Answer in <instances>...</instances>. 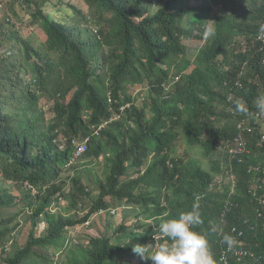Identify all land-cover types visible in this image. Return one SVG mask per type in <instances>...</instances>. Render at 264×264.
Returning <instances> with one entry per match:
<instances>
[{
  "label": "trees",
  "instance_id": "trees-1",
  "mask_svg": "<svg viewBox=\"0 0 264 264\" xmlns=\"http://www.w3.org/2000/svg\"><path fill=\"white\" fill-rule=\"evenodd\" d=\"M53 1L12 0L11 8L22 4L28 12L34 10L43 42L19 36L18 12L16 20L0 21V43L7 44L0 55V247L7 251L4 244L14 231L9 225L15 217H4V210L25 203L32 221L26 245L5 263L65 264L50 253L65 248L66 231L124 201L143 208L146 220L175 218L198 204L203 224L197 230L207 235L220 264L218 238L211 228L219 226L232 199L239 206L225 215L228 229L243 226L242 240L258 258L232 259L230 264H264V222L257 220L250 203L252 177L247 174L249 165L261 158H247L245 164L227 159L228 165L213 159L232 149L237 138L247 139L253 156H263L261 132H240L226 107L228 95L235 92L246 103L248 118L257 113L256 98L264 94V49L257 40L264 0H254L251 11L239 9L244 11L240 25L218 21L215 36L194 60L188 59L185 41H198L202 35L182 30L185 12L166 9L174 0H83L82 6L60 0L55 15L48 16L45 9ZM237 81L244 89L236 87ZM133 98L144 100L145 107L133 104L121 121L109 123L99 138L91 139L84 160L110 155L111 168L103 181L95 182L100 191L90 202L91 193L82 183L85 165H71L72 140L90 137ZM65 139L69 142L63 148ZM180 142L184 155L177 157L173 153ZM191 147L202 148L214 161L208 171L191 159ZM68 169L77 170L69 190L64 181ZM61 203L70 217L53 213V206ZM80 208L87 210L82 217ZM40 219L45 227L38 236ZM245 219L249 225L244 226ZM161 221H140L131 231L122 225V233L113 239L94 238L71 248L66 264H132L138 256L133 245L151 251L152 244L163 242Z\"/></svg>",
  "mask_w": 264,
  "mask_h": 264
},
{
  "label": "clouds",
  "instance_id": "clouds-1",
  "mask_svg": "<svg viewBox=\"0 0 264 264\" xmlns=\"http://www.w3.org/2000/svg\"><path fill=\"white\" fill-rule=\"evenodd\" d=\"M155 1L157 2V0ZM155 1L153 6L157 7L158 5ZM234 1L237 2V5H235L232 0H174L171 2V5H167L166 9H168L169 12H185L182 30L191 29L202 35V38L198 41L188 40L185 42L190 48L191 46L188 42H194L200 45V48H196L198 52V50L205 48L210 37L215 36L218 21L223 20L240 25L244 19V11L242 10L240 12L239 9L243 8L245 10L248 9L246 11H251L249 8H252L251 4L254 0H244L246 1L245 3L243 0ZM12 3V0H0L1 8H6V6L12 5ZM262 20V23L258 26L259 35L257 40L263 44L264 49V15ZM20 27H22V24L19 25V29ZM188 59L194 60L195 57L189 58L188 56ZM236 87L244 89V86L240 81L236 82ZM108 97L109 102L111 103L113 100L111 93L108 94ZM135 100L136 99L133 98L132 103L128 102L122 105L119 108V112L114 114L108 122L101 124L90 137L85 138L90 139L89 144L92 138L100 137L101 131L105 130L109 123L111 124L113 122L121 121L124 114L132 107V105L137 104ZM255 107L257 113L254 112L250 117L244 118L249 112L246 103L241 98L236 97L235 92L228 95L226 109L236 124V129L245 135L253 134L255 130L260 131L261 138L258 147L261 149V147H264V94L259 95L256 98ZM102 125L105 127L100 130V135L97 136L96 131H98ZM85 139L79 141H84ZM244 141L247 144V150L249 153L243 154L241 159L232 158L230 155L231 149L228 148V152L222 153L219 160H225V165H228L227 159L237 160L239 164H245L248 160L247 158H261L258 161V164L249 165L247 174L252 177V186L250 188V195L252 197L250 203L255 207L257 220L263 223L264 172L262 170L258 171L257 168L264 167V152L261 150L263 156H259L258 154L253 156L251 150L249 149L247 139ZM67 142L69 141L65 139L63 142V148L66 146ZM235 144L236 139L234 140V145L232 146L234 147ZM86 154L83 158L77 161H73V154L71 165L84 160ZM213 159L215 160L216 158L213 157ZM260 186L262 188H260ZM232 193H235L234 190ZM233 206H239V203L230 199L225 205L223 218L222 215L220 217L221 222L219 223V226H213L211 228V231L217 234L220 264H230L232 259H235L237 262H244L247 257L252 260H256L258 258L256 252L242 240L246 235V231L243 226L237 225L228 229L229 222L227 218H225V215L231 213ZM201 224H203L202 213L199 209V205L194 203L189 210L181 211L175 218L165 219L159 223V232L165 238L163 242L159 244H152L151 251L147 250V246L136 244L132 246V251L137 254L142 261L150 260L151 264H218L210 247L207 235L197 230L198 226ZM243 224L244 226L249 225L250 220L245 219Z\"/></svg>",
  "mask_w": 264,
  "mask_h": 264
},
{
  "label": "rangeland",
  "instance_id": "rangeland-1",
  "mask_svg": "<svg viewBox=\"0 0 264 264\" xmlns=\"http://www.w3.org/2000/svg\"><path fill=\"white\" fill-rule=\"evenodd\" d=\"M66 1L68 2L69 0ZM56 2L59 3L60 0H54L52 4L48 5L47 8L45 9V12L48 16L55 15L54 12L56 11V7H55ZM75 2L81 6L83 5V0H75ZM87 11L88 8L85 7V12ZM15 12H18L20 18L22 19V22L20 23L22 24V27H20L19 30L17 29V31L20 32L19 36L23 39L32 38L33 42H36V40H40L41 42H43L46 37L43 31L34 23L35 22L34 17L33 15H31V13H33L34 10L28 12L26 7L23 6L22 4L18 6L14 5V7L12 8L11 5L6 6V8H1V4H0V21L2 17L3 18L12 17L15 19L14 17ZM188 44L191 46L189 58H193L197 53L196 48H200V45L194 42L193 43L188 42ZM6 50H7V44L0 43V55L2 53H5ZM144 94H145L144 96H148V90H146ZM135 101L139 106L141 107L145 106L144 100L142 99L138 100L136 98ZM42 104H44L47 107V109L51 108L50 107L51 105L48 101H44L42 102ZM48 117L51 116L48 115ZM263 130H264V122H263ZM183 146H184L183 143L180 142V145L178 146V148H176V151L173 153V155L177 157H182L184 155ZM189 151L191 154V159L201 163L203 165V169L208 171L211 168V162L214 161L211 160V158L205 156V152L202 148L191 147L189 148ZM216 155H214L213 157L219 159L220 154L218 153V155L217 156ZM109 157L110 155H107L104 157V159L102 158L101 161L94 160V162L90 161V163H88L89 160L87 159L82 160L80 162L81 165H85L81 167L82 175L84 176L82 183L88 187L91 193V197L89 199L90 202L95 201L99 195L100 189H98V185L95 184V182L103 181V179L108 175L107 170L111 168V164L108 161ZM86 170L88 171V173L85 172ZM76 171L75 169H68V171H66L64 174V178L66 179L64 181L70 184L72 178L76 176ZM218 182H221V178L218 179ZM226 184H228V182H226ZM68 186H72V184L67 185L66 187L67 190H69ZM15 194L18 195V192H15ZM64 207H65V203H61L60 205L53 206V213H59V212L63 213L62 208ZM80 210H81L80 215L82 217L84 216V213L87 212V210L86 208H80L79 211ZM112 211L115 213H113ZM29 213H30V209L25 205V203H21V205L19 206L3 211L2 214L4 217L8 219L15 217V221L11 222V224L9 225V227L14 231L12 235L9 236V238L7 239L6 244H4L7 251L5 252L3 250V246L0 247V264H6L4 260H6L8 257H12L21 247L26 245L32 226V221L28 219ZM63 215L66 217L71 216L70 213L69 215L63 213ZM160 219L163 220V216L156 215V216H151L146 220V218L144 217L143 208L139 206H128L124 203V201L113 204V209H111V211L94 215L91 218L90 222H88L87 224L66 231L67 240L65 243V248L61 250H56L54 248L53 250H51L50 253L51 258L54 259L55 262L59 261V263L63 262L66 264L68 259V251L71 248L78 247L80 246V244L86 246L88 245L89 241L94 238L109 237L113 239L122 233L121 230L122 225H124L125 228H129V231H131L135 228V226H137L140 223V221L148 224V223H154V221L159 222ZM44 227H45L44 219H40V225L37 231L38 236L42 235ZM136 231L138 232L142 230L137 229ZM148 261H142L140 257L137 256L132 260V264H148Z\"/></svg>",
  "mask_w": 264,
  "mask_h": 264
},
{
  "label": "built area",
  "instance_id": "built-area-1",
  "mask_svg": "<svg viewBox=\"0 0 264 264\" xmlns=\"http://www.w3.org/2000/svg\"><path fill=\"white\" fill-rule=\"evenodd\" d=\"M105 126L102 125L100 127V129L98 131H96V135L99 136L100 135V130H102ZM89 138L85 139L84 141H79L77 139H74L72 141V145L75 146V153H74V157H73V161H77L80 160L81 158H83V156L87 153L88 148H89ZM264 140V139H263ZM245 153H249V151L247 150V144L244 141L243 138H237L236 139V144L235 146L231 149L230 151V155L232 158H238L241 159V156ZM258 171H263L264 172V167H259L257 168ZM260 188H262L260 186ZM264 202V201H263Z\"/></svg>",
  "mask_w": 264,
  "mask_h": 264
}]
</instances>
